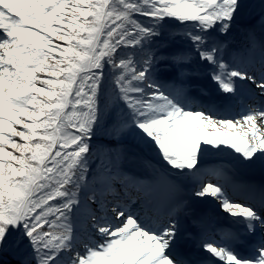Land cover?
Returning <instances> with one entry per match:
<instances>
[{"label":"snow or ice","instance_id":"1","mask_svg":"<svg viewBox=\"0 0 264 264\" xmlns=\"http://www.w3.org/2000/svg\"><path fill=\"white\" fill-rule=\"evenodd\" d=\"M201 68L222 93L264 97V0H0V253L20 264H264V191L258 206L237 202L207 178L223 172L202 167L230 151L264 162V107L235 120L194 107L187 81ZM241 120L247 133L228 131ZM187 185L237 225L224 239L202 233L197 258L179 251Z\"/></svg>","mask_w":264,"mask_h":264},{"label":"rangeland","instance_id":"2","mask_svg":"<svg viewBox=\"0 0 264 264\" xmlns=\"http://www.w3.org/2000/svg\"><path fill=\"white\" fill-rule=\"evenodd\" d=\"M241 2L244 4H255L258 3L259 0H241ZM247 20V16L239 17L238 24L234 27L232 36L230 37V52L237 59H240L241 49L245 43L243 26ZM161 78L166 80L168 77L162 74ZM187 83L190 85L187 95L193 106L211 110L221 118L235 120L238 118V113H240L242 109L249 111L255 108L252 101H248V98H253V96L247 97L245 94L250 88L240 89L235 95L222 93L214 83L210 82L206 75V69L201 68L199 74L190 77ZM221 101H223L224 104L221 103ZM259 102L258 105L260 106ZM249 127V125H245L241 120L238 126L228 131L243 136L248 132ZM257 127L260 129V132L264 133V127L258 126V123ZM207 131L211 132L212 129H207ZM237 155L238 154L230 151L218 156L208 157L202 167L208 168L211 171L221 170L223 172V177L219 180L215 176H209L207 178L211 179L213 183L223 184L228 194L229 189L233 186H244V191L250 195L249 198L254 201H251V203L259 205L261 193L264 191V162L258 161L256 164L252 165L247 163L244 164L242 160L236 158ZM230 157H234V162L228 161ZM145 159L150 160L147 154ZM234 163L239 164L241 168L236 167L235 169ZM152 164L156 165L153 162ZM224 177H227V179H224ZM191 187L192 185H187L181 197L186 203V208L179 215L182 237L179 251L186 255L190 254L193 258H197L196 242L201 234L207 232L209 236H215L217 239H224L227 236L225 231L217 230L219 228L223 229V222H233V220L218 210L216 202H214L211 197L207 198L204 202L197 201L190 191ZM229 196L231 197L230 194ZM258 198L259 200L256 201ZM149 214L153 215L154 218V214L151 212Z\"/></svg>","mask_w":264,"mask_h":264},{"label":"trees","instance_id":"3","mask_svg":"<svg viewBox=\"0 0 264 264\" xmlns=\"http://www.w3.org/2000/svg\"><path fill=\"white\" fill-rule=\"evenodd\" d=\"M93 144L96 150H100L103 146L107 144V140L102 135L98 134L97 137L94 138ZM148 157L153 163L156 164V158L154 154L148 153ZM0 264H20V262L19 259L14 256L11 251H9L7 253H0Z\"/></svg>","mask_w":264,"mask_h":264},{"label":"bare ground","instance_id":"4","mask_svg":"<svg viewBox=\"0 0 264 264\" xmlns=\"http://www.w3.org/2000/svg\"><path fill=\"white\" fill-rule=\"evenodd\" d=\"M250 1H251V0H250ZM252 92H253V91H246L245 94H246V96H249L248 93H252ZM248 101H249V100H248ZM221 103L224 104L223 101H221ZM253 106H254L255 108L258 107L257 104H253ZM257 123H258V126H262V127H264V123L261 122L260 117H258V116H257ZM235 192H238L240 195H243V193H241V192H239V191H237V190H235Z\"/></svg>","mask_w":264,"mask_h":264}]
</instances>
